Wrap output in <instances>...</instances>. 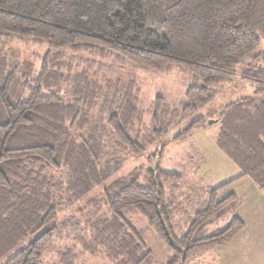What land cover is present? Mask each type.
Returning <instances> with one entry per match:
<instances>
[{
	"label": "trees",
	"instance_id": "1",
	"mask_svg": "<svg viewBox=\"0 0 264 264\" xmlns=\"http://www.w3.org/2000/svg\"><path fill=\"white\" fill-rule=\"evenodd\" d=\"M1 37L45 44L48 51L38 68L0 55V264H41L63 237L109 264H155L143 232L125 213L146 220L165 248L166 264H188L194 253L220 247L243 229L237 197L222 196L231 182L207 189L195 212L182 194L165 193L162 183L179 176L158 166L108 182L122 154L145 153L126 130L142 113L131 86L121 95L105 92L89 72L72 71L65 52L188 75L197 84L183 105L161 97L150 105L154 126L177 125L204 110L264 42V0H0ZM241 78L254 87L252 97L208 112L171 142L214 120L218 149L241 171L239 179H250L264 194V50L245 64ZM109 105L116 111L101 128ZM154 134L161 137L160 130ZM166 146L149 159L160 163ZM98 186L100 195L79 209L78 219L54 224ZM219 223L220 231L209 230ZM57 256L56 264H82L74 249Z\"/></svg>",
	"mask_w": 264,
	"mask_h": 264
},
{
	"label": "rangeland",
	"instance_id": "2",
	"mask_svg": "<svg viewBox=\"0 0 264 264\" xmlns=\"http://www.w3.org/2000/svg\"><path fill=\"white\" fill-rule=\"evenodd\" d=\"M264 50V42L250 54L237 68L233 81L221 86L216 98L193 118L177 125H153L150 105L156 97H161L164 102L172 106H180L185 102L187 89L196 85L191 77L181 74L176 70L168 73H157L136 67L128 62L114 59H96L93 56L77 55L70 58L65 52L66 61L72 71L89 72L91 78L97 81L104 91H117L119 95L130 86L136 96L135 103L138 111L142 113L141 122L127 125L126 130L131 138L145 147V153L140 157L124 155L119 157L121 164L118 171L113 173L108 182L124 177L133 172L143 174L148 168L157 166L163 172L176 174L179 180H169L162 183L166 194L177 196L182 194V199L191 212L199 210V202L207 189H215L231 182L227 191L222 196L234 194L237 197L235 216L243 223V229L228 243L206 251L194 253L188 264H264V194L248 178H240L241 171L218 149L216 140L220 131V124L206 123V127L194 129L185 140L171 142V139L182 133L192 122L203 118L208 112H219L226 105L246 97H252L254 87L242 80L241 73L251 57ZM48 51L45 44H32L17 42L13 39L0 38V55L8 63L18 64L31 62L36 68L40 60ZM111 87V88H110ZM108 107V106H107ZM115 106L109 105L104 114H101L100 123L103 127L108 117L115 113ZM97 117V113L95 114ZM167 126V127H166ZM104 128V127H103ZM160 130L161 137L156 138L154 131ZM164 149L160 163L154 162L149 157L161 147ZM112 147V146H111ZM103 186L93 189L73 207L61 211L54 224L70 217L79 218L81 209L89 200L97 198ZM126 218L134 229L143 232L145 244L151 252L155 264H166L168 256L162 243L157 239L146 220L137 213H125ZM227 223V222H226ZM223 223L212 226L209 230L220 231ZM216 228V229H215ZM48 228L37 232L24 240L13 254L27 246ZM66 236V235H65ZM65 249H74L82 264H109L102 257H89L81 254L80 248L74 245L71 238L55 239L51 247L43 254L41 264H56L59 252Z\"/></svg>",
	"mask_w": 264,
	"mask_h": 264
},
{
	"label": "water",
	"instance_id": "3",
	"mask_svg": "<svg viewBox=\"0 0 264 264\" xmlns=\"http://www.w3.org/2000/svg\"><path fill=\"white\" fill-rule=\"evenodd\" d=\"M215 121L214 120H210V121H208V124H213Z\"/></svg>",
	"mask_w": 264,
	"mask_h": 264
}]
</instances>
